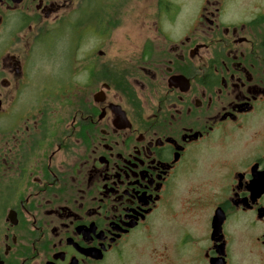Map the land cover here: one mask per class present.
<instances>
[{
  "label": "flooded vegetation",
  "instance_id": "1",
  "mask_svg": "<svg viewBox=\"0 0 264 264\" xmlns=\"http://www.w3.org/2000/svg\"><path fill=\"white\" fill-rule=\"evenodd\" d=\"M197 1L32 96L46 28L106 37L126 0H0V264H264V0Z\"/></svg>",
  "mask_w": 264,
  "mask_h": 264
},
{
  "label": "rangeland",
  "instance_id": "2",
  "mask_svg": "<svg viewBox=\"0 0 264 264\" xmlns=\"http://www.w3.org/2000/svg\"><path fill=\"white\" fill-rule=\"evenodd\" d=\"M186 2L187 7L184 6L178 10L174 21L161 23L157 15L156 0H126L121 13V24L112 27L106 37L105 34L96 32L92 26L80 27L77 34L70 30L68 34L62 28L52 31L50 30L52 27L48 26L46 39L40 43L36 53L38 56L35 57L34 65L38 72L34 76L30 94L35 95L36 91L33 89L48 80V83L54 84L65 82L66 78L72 77V59L76 51L75 43L78 41L84 40L78 49L79 61L82 62L85 59L84 52L95 48L97 53L100 46L105 51V57L100 58L98 53L96 54L98 65L110 61L112 67L117 68L125 64L126 56L136 52L138 42L143 38H183L194 24L192 19L195 18L198 6L197 0H186ZM189 21L192 22L189 23ZM104 37L109 39L104 42L102 41ZM56 38L67 39L61 43L57 42ZM82 77L83 74L80 79Z\"/></svg>",
  "mask_w": 264,
  "mask_h": 264
}]
</instances>
